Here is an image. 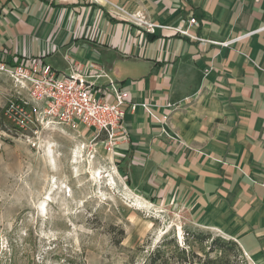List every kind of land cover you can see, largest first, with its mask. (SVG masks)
Listing matches in <instances>:
<instances>
[{"label":"crops","instance_id":"obj_1","mask_svg":"<svg viewBox=\"0 0 264 264\" xmlns=\"http://www.w3.org/2000/svg\"><path fill=\"white\" fill-rule=\"evenodd\" d=\"M138 14L186 27L195 15L190 31L208 41L148 33ZM17 56L126 89L128 135L112 158L128 187L264 264V0H0V62Z\"/></svg>","mask_w":264,"mask_h":264},{"label":"rangeland","instance_id":"obj_2","mask_svg":"<svg viewBox=\"0 0 264 264\" xmlns=\"http://www.w3.org/2000/svg\"><path fill=\"white\" fill-rule=\"evenodd\" d=\"M14 89L1 73L0 264H144L165 240H172L171 264L176 245L205 257L212 239L193 234L220 235L129 188L99 140L72 129L43 132L37 143L20 135L3 116ZM225 252L233 264H251L243 252Z\"/></svg>","mask_w":264,"mask_h":264},{"label":"built area","instance_id":"obj_3","mask_svg":"<svg viewBox=\"0 0 264 264\" xmlns=\"http://www.w3.org/2000/svg\"><path fill=\"white\" fill-rule=\"evenodd\" d=\"M133 21L148 33H155L157 28H168L191 40L208 41L190 31L191 25H199L195 15L190 17V26L187 27L156 24L141 14ZM209 42L228 46L232 40ZM0 72L8 75L15 84L3 108V116L20 135H31L37 138L34 139L37 143L43 132L63 130L61 127L78 130L83 125L94 129L93 140H99L111 155L119 141L127 138L125 117L129 92L113 81L105 87L94 88L82 74L75 71L61 75L50 64L37 58H24L14 64L0 62ZM109 95H113L114 100L109 99ZM143 106L157 122L168 120V114L160 117L154 113L153 104Z\"/></svg>","mask_w":264,"mask_h":264},{"label":"trees","instance_id":"obj_4","mask_svg":"<svg viewBox=\"0 0 264 264\" xmlns=\"http://www.w3.org/2000/svg\"><path fill=\"white\" fill-rule=\"evenodd\" d=\"M23 60L24 58L22 56H17L16 62L20 63ZM195 235L193 234V236L196 237L195 239L199 241L212 239L210 251L205 252V257H202L192 249L188 251L186 247L183 248L175 244L178 250V255H180L177 256V264H233L230 261V258L227 257L225 251L234 249L236 252L244 253L241 245L234 239H228L222 236L213 238L211 233L206 234L203 232H198V234ZM189 236L190 233L188 234V239ZM171 245L172 240H165L150 253L144 264H171L170 261L173 255H171V257L168 255L171 251V249L168 250V247H171ZM215 249L222 250L223 254L221 256H211L210 252L214 251Z\"/></svg>","mask_w":264,"mask_h":264},{"label":"bare ground","instance_id":"obj_5","mask_svg":"<svg viewBox=\"0 0 264 264\" xmlns=\"http://www.w3.org/2000/svg\"><path fill=\"white\" fill-rule=\"evenodd\" d=\"M96 177L98 178V176H95V175L93 176V178H96ZM97 178H96V179H97ZM99 178L102 179V178H103L102 175H100ZM56 188H57V187H56ZM50 195H51V194H50Z\"/></svg>","mask_w":264,"mask_h":264}]
</instances>
